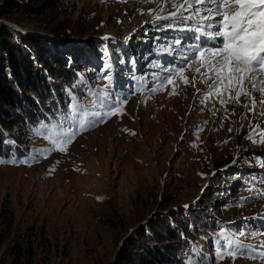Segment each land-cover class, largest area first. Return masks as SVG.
Wrapping results in <instances>:
<instances>
[{
	"label": "rangeland",
	"instance_id": "374dc122",
	"mask_svg": "<svg viewBox=\"0 0 264 264\" xmlns=\"http://www.w3.org/2000/svg\"><path fill=\"white\" fill-rule=\"evenodd\" d=\"M150 8L156 9L157 4L143 0H0V22L42 38L49 53L64 54L65 66L72 73L84 74L94 83H105L95 79L102 66L99 57L105 45H113L112 72L123 85L132 83L127 60L133 53L121 40L143 21H153L155 13L147 12ZM111 31L116 33L114 38L102 39ZM57 44L60 53L50 49ZM93 44L91 67L83 69L87 64L80 60L69 63L79 48ZM153 49L151 46L148 52L154 56ZM90 52L86 55H92ZM146 53L135 58L140 67L137 76L153 59ZM120 55L125 56L124 64L119 63ZM54 65L64 68L60 58ZM192 74L185 70L189 79ZM62 77L55 82L72 89L68 80L76 77ZM196 88L206 90V85H181L173 96L168 95L170 88L154 95L137 91L122 105V114L81 130L71 143L57 144L38 161H31L29 149L51 147L49 141L35 131L37 128L23 124L12 129L19 146L28 152V156L16 158L30 162L0 164V264H140L122 262L123 254L138 244L159 246L174 258L169 264H187L189 249L195 245L212 256L213 236L221 227H264L260 219H243L264 212V199L243 206L234 203L249 194L242 181L261 171L256 157L264 159V145L245 138L249 121L253 126L256 121L251 114L241 119L245 109L240 106L220 127L219 113L213 116L209 111L212 105L195 99ZM74 94L83 95L79 88ZM31 97L41 109L37 93ZM47 101L42 105L49 107ZM244 102L242 97L241 105ZM214 103L212 111L220 108L218 100ZM233 107L227 105L229 112ZM62 118L60 115L53 124ZM197 127L203 129L199 139ZM62 147L66 150L61 151ZM168 224L179 226L177 239H168ZM260 239L264 237L247 242ZM139 255L132 257L136 260ZM219 264L257 262L245 258L233 262L226 256Z\"/></svg>",
	"mask_w": 264,
	"mask_h": 264
},
{
	"label": "snow or ice",
	"instance_id": "6c2138e0",
	"mask_svg": "<svg viewBox=\"0 0 264 264\" xmlns=\"http://www.w3.org/2000/svg\"><path fill=\"white\" fill-rule=\"evenodd\" d=\"M143 2L157 4L156 9L147 10L149 15L155 13L152 23L157 33H161L153 37L154 42H160L154 51L167 55L170 59L152 60L145 66L147 70L137 76L135 72L138 61L134 56L129 57L127 63L131 65L132 74L129 79L132 83L120 85L112 72V53L105 45L99 57L102 66L95 77L96 81L103 80L105 83L90 82L78 74L72 89H65L69 99L60 123L49 126L41 121L35 129L49 141L51 147L29 149L31 161L46 157L57 144L71 143L81 130L122 114V105L137 91L154 95L170 88L168 95L173 96L178 94L181 85L195 88L197 82L206 85V90L196 88L195 99L200 104H211L215 108L214 101H219L220 108L215 111L210 108L209 111L213 116L219 113L220 127H223L225 119L230 120L236 114V107L242 106L245 112L241 119H246L251 114L256 121L255 126L253 121H249L250 131L245 138L253 144L264 145V0H163L162 5L160 0ZM169 31L180 35L171 38L163 35ZM102 39L108 40L110 37L106 35ZM125 62V56L120 55L119 63ZM69 63H72L71 58ZM152 69L158 71H151ZM186 69L193 72L191 79L185 75ZM76 88L83 95H75ZM242 97L245 100L243 105ZM227 105L235 107L229 112ZM243 127L241 124L240 128ZM240 128L236 129L237 133ZM202 130L197 127V139ZM228 131L231 133L233 128L229 127ZM193 146H196L194 142ZM0 147L15 150L19 144L11 138L10 133L2 132ZM60 150L66 149L62 147ZM29 162L28 159L18 160L15 155L7 159L0 156V164ZM236 162L234 159L232 163ZM256 164L261 171L250 174L248 179L242 181V187L249 194L235 201L237 206L264 199V159L257 156ZM184 207L188 208L189 205ZM243 219H260L264 224V212ZM181 236L183 237V233ZM258 236L264 237V227H221L213 236L212 256L203 252L201 246L195 245L189 249L187 264H219L226 256L231 257L233 262L237 258H245L264 264V239L256 243L247 242Z\"/></svg>",
	"mask_w": 264,
	"mask_h": 264
},
{
	"label": "trees",
	"instance_id": "16d2710c",
	"mask_svg": "<svg viewBox=\"0 0 264 264\" xmlns=\"http://www.w3.org/2000/svg\"><path fill=\"white\" fill-rule=\"evenodd\" d=\"M43 41L42 38L38 39L31 34L14 29L9 24L0 22V133H10L11 138H14L19 145L21 142L12 134V129L21 127L23 124L29 128H38L41 121L51 125L60 115H64L62 112L66 109L69 97L65 89L55 80L61 76L68 78L67 75L75 76V81L78 79V74L72 73L65 66L67 58H64V54L60 53L59 46L61 45H53L54 48L50 49L59 50L57 52L62 57L49 53L48 47L43 46ZM57 43L62 42L57 41ZM94 47L96 45L93 44L88 49L79 48L77 57L72 54L70 58L75 63L80 60L87 64L83 69L89 68L91 67L90 61L94 60L92 54ZM89 49L92 55H86ZM58 58L62 60L64 68L55 67L54 63L58 61ZM80 75L86 79L84 74ZM75 81L69 79L68 83L73 84ZM32 93H37L39 96L41 109H38V103L31 97ZM45 99L48 100L49 107L42 105ZM12 116L15 118L9 122L8 118ZM10 155L24 158L28 156V152H25L20 146L15 150L0 147V156ZM174 225H167V233L170 235L168 239L171 240L177 239L176 236L180 233L179 226L182 227L181 223L179 226ZM215 226L218 227V224ZM138 245H134V250L123 254V263L137 261L140 264H169L174 260L168 252L161 251L159 246L145 248ZM139 253L138 259L134 260L132 255Z\"/></svg>",
	"mask_w": 264,
	"mask_h": 264
},
{
	"label": "bare ground",
	"instance_id": "6f19581e",
	"mask_svg": "<svg viewBox=\"0 0 264 264\" xmlns=\"http://www.w3.org/2000/svg\"><path fill=\"white\" fill-rule=\"evenodd\" d=\"M146 22L147 23H145V21H143V23L139 27H137L136 30H133L129 34L125 35L121 40V43L124 47H126V48H127V46L130 47V50L133 53L132 55L135 58L143 56V54H142L143 52L144 53L148 52L150 50L151 46H154L153 45L154 44L153 37L155 35L156 36L161 35V33H157L156 28L153 26L152 21L147 20ZM161 23H163V22H161ZM144 26H148V29L144 30ZM137 33L139 34V36L136 35ZM143 33H144V36H143ZM141 34H142V36H141ZM166 34L169 35V32L163 33V35H166ZM115 35H116L115 31H111L110 33L107 34V36H109L110 39L114 38ZM110 39H108V40H110ZM155 45L159 46V43L155 42ZM155 55L160 56L162 59L164 58L165 61L167 59H170L169 56H167V57L162 56L161 53H159V52H155Z\"/></svg>",
	"mask_w": 264,
	"mask_h": 264
}]
</instances>
